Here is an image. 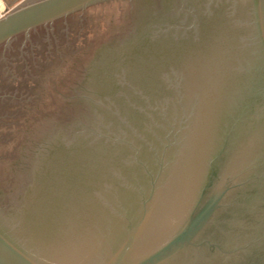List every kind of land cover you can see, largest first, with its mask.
<instances>
[{"label":"water","instance_id":"water-1","mask_svg":"<svg viewBox=\"0 0 264 264\" xmlns=\"http://www.w3.org/2000/svg\"><path fill=\"white\" fill-rule=\"evenodd\" d=\"M0 264H264V0L1 17Z\"/></svg>","mask_w":264,"mask_h":264},{"label":"rangeland","instance_id":"rangeland-1","mask_svg":"<svg viewBox=\"0 0 264 264\" xmlns=\"http://www.w3.org/2000/svg\"><path fill=\"white\" fill-rule=\"evenodd\" d=\"M25 1L27 0H0V18L23 4Z\"/></svg>","mask_w":264,"mask_h":264},{"label":"flooded vegetation","instance_id":"flooded-vegetation-1","mask_svg":"<svg viewBox=\"0 0 264 264\" xmlns=\"http://www.w3.org/2000/svg\"><path fill=\"white\" fill-rule=\"evenodd\" d=\"M4 1H7V0H4Z\"/></svg>","mask_w":264,"mask_h":264}]
</instances>
